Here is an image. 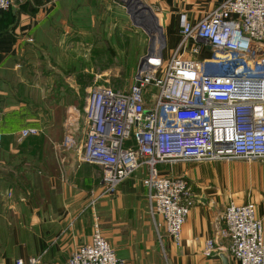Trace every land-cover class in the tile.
I'll use <instances>...</instances> for the list:
<instances>
[{
  "label": "crops",
  "instance_id": "crops-1",
  "mask_svg": "<svg viewBox=\"0 0 264 264\" xmlns=\"http://www.w3.org/2000/svg\"><path fill=\"white\" fill-rule=\"evenodd\" d=\"M139 1L150 8L145 22L162 32L164 59L176 52L211 56L201 42L180 49L181 21L197 23L225 0ZM118 3L14 0L0 12V264L31 256L39 264H65L75 248L89 242L95 223L125 264H223L222 257L238 264L229 240L219 234V217L231 201L253 202L255 216L264 217L260 162L158 163L160 176L186 179L194 194L176 244L163 218L148 209L146 163L109 191L103 167L82 160L85 98L90 87L107 81L104 68L88 59L102 47L90 42L101 40L95 30H102L108 10ZM195 45L197 55L191 54ZM30 127L38 133L19 140L20 131ZM209 240L214 249L206 254Z\"/></svg>",
  "mask_w": 264,
  "mask_h": 264
},
{
  "label": "built area",
  "instance_id": "built-area-1",
  "mask_svg": "<svg viewBox=\"0 0 264 264\" xmlns=\"http://www.w3.org/2000/svg\"><path fill=\"white\" fill-rule=\"evenodd\" d=\"M14 0H0V12ZM180 49L201 42L209 58H185L177 52L162 57L164 41L138 62L129 87L108 81L88 89L84 104L87 130L82 160L103 167L110 191L141 163L148 165L143 183L148 209L163 218L176 244L194 194L182 177L160 176L167 161H258L264 166V0H225L197 23L185 17ZM199 46L191 47L197 55ZM24 128L19 140L36 135ZM131 140L132 144L124 146ZM2 135L0 133V146ZM219 234L229 240L238 264H264V217L253 202H229L220 214ZM213 241L206 242L209 254ZM31 256L14 264H39ZM65 264H125L93 225L88 243L75 248Z\"/></svg>",
  "mask_w": 264,
  "mask_h": 264
},
{
  "label": "rangeland",
  "instance_id": "rangeland-1",
  "mask_svg": "<svg viewBox=\"0 0 264 264\" xmlns=\"http://www.w3.org/2000/svg\"><path fill=\"white\" fill-rule=\"evenodd\" d=\"M125 1L118 0L119 5L108 10L110 15L104 18L103 26L101 25L102 30L100 28L95 30L96 34H101V40L90 42L96 49L102 47L101 53L96 51L93 52L91 58L88 57L91 63L100 68L103 67L104 71L107 72V75L103 76L102 79H106L109 85L121 90L129 87L139 59L149 51L147 49L152 46L156 48L158 44V40L153 35L155 30L152 34L147 28L155 29L158 26L152 21L150 23L145 22L146 18H149V11L147 10V12L145 8L136 11L130 3L128 5V0ZM137 6L142 7L140 3ZM129 10L140 12L141 17L135 16L133 11L131 14ZM199 59L201 60V58ZM130 144H132L131 140L124 142V146ZM187 162L195 164L193 160H187ZM222 162L224 161L202 163L221 164ZM237 164L250 163L241 161ZM234 183L239 184L240 182L234 181Z\"/></svg>",
  "mask_w": 264,
  "mask_h": 264
},
{
  "label": "bare ground",
  "instance_id": "bare-ground-1",
  "mask_svg": "<svg viewBox=\"0 0 264 264\" xmlns=\"http://www.w3.org/2000/svg\"><path fill=\"white\" fill-rule=\"evenodd\" d=\"M128 1H130V0H128ZM134 3H136V2L134 1ZM137 5H139V3H136V4H135V7H136V8L138 7L137 10H138V9H141V8L144 10L143 7H140V6H137ZM135 7L133 6L132 8H135ZM132 11H133V10H132ZM134 12H136V11H134ZM147 28H149V27H147ZM157 29H159V28H158V27L155 28V29L152 28V27L149 28L150 31L152 30V31H151L152 34H153V31L155 30L153 35H154L156 38H158V44H157V47H159L160 44H161V42H162V32H161L160 29H159V30H157ZM156 34L159 35V36H156ZM156 38H155V39H156Z\"/></svg>",
  "mask_w": 264,
  "mask_h": 264
},
{
  "label": "water",
  "instance_id": "water-1",
  "mask_svg": "<svg viewBox=\"0 0 264 264\" xmlns=\"http://www.w3.org/2000/svg\"><path fill=\"white\" fill-rule=\"evenodd\" d=\"M123 1L126 2L125 0H123ZM134 1H135L136 3H141L139 0H130V1H128V5H129V3H130V5H131V3H132L133 6H134V4H136V3H134ZM143 8H145V9L148 10V11H150V8H149L148 6H146V5H144ZM129 12L132 14V11H131V10H129ZM151 18H152V17H151ZM152 20H153V18H152ZM222 262H223V264H229L228 261H227V258H225V257H222Z\"/></svg>",
  "mask_w": 264,
  "mask_h": 264
},
{
  "label": "trees",
  "instance_id": "trees-1",
  "mask_svg": "<svg viewBox=\"0 0 264 264\" xmlns=\"http://www.w3.org/2000/svg\"><path fill=\"white\" fill-rule=\"evenodd\" d=\"M114 87V86H113ZM115 89H117L116 87H114Z\"/></svg>",
  "mask_w": 264,
  "mask_h": 264
}]
</instances>
